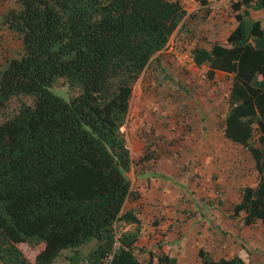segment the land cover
I'll use <instances>...</instances> for the list:
<instances>
[{"label": "trees", "instance_id": "trees-1", "mask_svg": "<svg viewBox=\"0 0 264 264\" xmlns=\"http://www.w3.org/2000/svg\"><path fill=\"white\" fill-rule=\"evenodd\" d=\"M263 7L264 0L231 3L236 26L209 49L191 50L207 75L232 74L222 132L248 150L255 168L232 216L238 228L258 220L262 230L264 29L247 11ZM184 15L179 0H7L1 23L20 51L0 67V264H51L63 249L89 241H103L102 252L86 254L99 259L116 227L137 223L122 210L136 195L120 127L135 81ZM61 77L76 89L68 100L49 89ZM252 124L260 147L249 143ZM134 241L122 233L111 264H175L153 253L140 263ZM27 245L33 262L20 251ZM198 254L202 264H254L243 246L229 259Z\"/></svg>", "mask_w": 264, "mask_h": 264}, {"label": "crops", "instance_id": "crops-1", "mask_svg": "<svg viewBox=\"0 0 264 264\" xmlns=\"http://www.w3.org/2000/svg\"><path fill=\"white\" fill-rule=\"evenodd\" d=\"M202 2L204 1L193 0V4H200ZM263 9L264 7L257 10L249 9L247 11V18L258 20L253 16V13ZM259 23L262 27L260 21ZM262 28L264 29V27ZM206 69H208L207 66ZM212 73L218 76L216 82L219 85L224 83V80L219 79L223 74L230 75V79L232 80V74L230 73L219 70H213ZM230 85L231 83L226 85L227 89L223 93V96L227 97V100ZM211 99L212 97L209 95L194 96L185 100L177 99L178 103L173 104V100H169V97L160 99L149 98L140 94L134 98L132 96L129 97L128 116L120 127V131L132 159L125 176L129 181L130 190L134 191L136 196L125 200L122 210H131L138 221L137 223L122 224L117 230L120 236L122 233H130L135 236L131 251L140 263L147 262L149 259L148 253H153L155 255L167 254L169 257L175 259V264H202L198 254L199 248L203 250L205 259L217 260L219 258L229 259L243 246L248 251L249 261L254 264H261L254 254L255 251H257L260 257L264 254V230H262L258 220H256L259 222L257 227H252L251 223L238 228L235 225V219L237 218L235 217L232 221L227 220L229 218L223 217L219 209L220 205L215 204V210L209 206L210 211L206 208L205 219L209 218L210 221H206L209 223L215 221L216 224L218 222L228 224L220 229V232H218L220 236L211 233L209 230L210 226L206 224H202L203 230L200 232L194 231V234H190L191 228L186 222L185 226H179V230L177 232L174 231L175 217L183 215L179 207L178 209L169 208L168 212L161 208L164 198L160 194L162 192V190L160 191L162 188L160 184L163 181L165 183H169V181L166 179L161 180L160 176H171L172 169L182 171L186 167L188 168L191 158L196 156L200 149L210 148L211 143L216 146H220V144L226 145L225 142L228 139L224 135L223 139L221 138V133L223 134L222 126L216 128L213 126L215 124L214 120L211 123L209 121L211 117L216 119L217 111L215 108L220 101V99ZM227 104L229 105V100L226 101V111L228 109ZM184 108L187 109V113L185 114V119H182L183 115L180 113ZM186 122L190 124L189 131H185L184 128ZM181 129H184V133L179 132ZM204 140L206 142L205 148L204 143L200 142H204ZM197 151L198 153H196ZM242 151L244 152L242 156L234 154V160L232 159V155H230L231 160H228V155L225 156L223 162L222 160H217V163L216 161L213 163L219 167L222 163L235 161V164L238 165L235 171V180L240 183H243V172H246V169L252 166V158L248 150L244 147ZM201 152L204 154V151ZM198 158L195 164L196 169L202 174L207 169L206 187L212 190L214 195H223L222 200L227 201L239 197L242 188L236 194V188L231 185V181L227 182L225 176L216 179L214 173L210 172L209 156L206 157V162L203 156ZM211 166L214 167L213 165ZM215 170H217L216 167ZM228 175L231 174L228 173ZM191 177H194L193 172L191 174H184V179L191 181ZM219 180L221 184H219ZM224 183L226 184L225 190L221 187ZM218 213L220 214L219 216ZM208 230L209 233H206ZM227 231L230 232L227 233ZM186 233H189V236L193 238L194 243L192 245L186 239ZM93 243V241H89L87 244L84 245L83 243L74 249L78 250L79 254L91 255ZM262 259L264 260V258Z\"/></svg>", "mask_w": 264, "mask_h": 264}, {"label": "rangeland", "instance_id": "rangeland-1", "mask_svg": "<svg viewBox=\"0 0 264 264\" xmlns=\"http://www.w3.org/2000/svg\"><path fill=\"white\" fill-rule=\"evenodd\" d=\"M179 1L185 10V15L168 38L164 48L152 56L146 69L135 81L130 96L134 98L136 95L140 94L149 98L160 99L169 97V100H173V104H177V99L185 100L194 96L209 95L212 97L211 100H213V98L215 100L220 99L215 108L217 111V117L216 119L211 117V120L209 121L211 123V121L214 120L213 122L215 124L213 126L216 128L223 127V115L226 111V101H228L227 97L223 96V93L225 89H227L226 85L231 83V76L223 74L219 79L224 80V83L219 85V83L216 82V79L218 78L217 75L215 76L211 72V75L209 76L200 70L206 68V63L201 64V66L194 65L191 58V50L194 47L209 49L213 42L221 41L226 37V35L237 24L234 17L235 12L231 8V3L238 0H203L204 2L200 4H193V0ZM6 7L7 0H0V67L5 65L6 59L18 54L20 51V42L16 34L7 29L5 25L1 23V16L6 10ZM253 16H255L261 22L262 27H264V9L253 13ZM49 89L53 93L61 96L64 100H68L76 94V89L69 87L62 77L55 79V81L49 86ZM186 111L187 109L185 108L181 111L180 114L183 115L182 119H185ZM127 116L128 115H126V117ZM204 121L206 120L204 119ZM217 123L219 124L217 125ZM252 126L253 131L249 143L253 146L260 147V143L257 140L258 132L256 131L255 125L252 124ZM184 128L185 131H189V122L185 123ZM179 132L184 133V129L179 130ZM223 137L224 136L221 133V138L223 139ZM200 142L204 143L205 148V140L204 142ZM225 143L226 145L220 144V146L211 143L210 148H205L204 150L200 149L199 153L198 151L196 152L198 154L191 158L188 168L186 167V169H183L182 171L172 169L171 176H160L161 180L166 179L169 181V183L163 181L160 184L162 187L160 189V191L162 190L160 194L162 195L161 197L164 198V200H162L161 208L168 212L169 208L178 209L179 207V209L182 210L181 213H183V215L175 217L176 223L174 231L177 232L179 226H185L188 224L191 228L190 234H194V231L200 232L203 230L202 224H206L210 226L209 230L211 233L218 234L220 229L228 224L222 222L216 224L215 221H212L210 222L211 226L209 222H206L210 221V219H205L207 212L206 208L209 206L215 210V204L220 205V208H217L221 210L224 218H229L227 219L229 221L235 219V217H232L231 209L234 202L236 203L239 197L227 201L222 200L223 195H214L213 191L206 187L207 182L205 180L207 179V169H205L204 174H202L195 166L198 157L203 156L206 162V157L209 156L210 172L214 173L216 179L225 176L227 182H232L231 185L236 188V194H238L239 190L243 187V184H249L255 175L253 160L252 166L248 167L246 172H243V183L236 181L235 171L238 165L235 164V161H229V163L225 164L222 163L223 165L220 164L219 167L213 164L215 161L217 163V160H222L223 162L225 156L228 155V160H231L230 155H232V159L234 160V154H237V156H242L244 154L242 151L244 147L242 145L233 143L230 140H227ZM201 151H204V154H202ZM215 167L217 170H215ZM192 172L194 173V177H191V181H189V179H184V174H191ZM228 173L231 175H228ZM219 184H221L220 180ZM221 187L225 190L226 184L224 183ZM207 210L210 211L209 208ZM219 215L220 214L218 213V216ZM258 224L259 222L255 221L251 225L252 227H257ZM209 230L206 233H209ZM229 232L230 231H227V233ZM185 236L186 239L190 241V245H192L194 243L193 238L189 236V233H186ZM104 248L105 245L103 241H99L93 243L91 250L96 249V251L102 252ZM20 249L24 258L29 262H33L34 250L30 245L24 246ZM254 254L257 259H259V262L264 264V260L262 259L264 258V254L261 257L257 251H255ZM82 257L94 258L86 254H79L78 250L75 249H63L51 264H77Z\"/></svg>", "mask_w": 264, "mask_h": 264}, {"label": "built area", "instance_id": "built-area-1", "mask_svg": "<svg viewBox=\"0 0 264 264\" xmlns=\"http://www.w3.org/2000/svg\"><path fill=\"white\" fill-rule=\"evenodd\" d=\"M120 234L118 233L117 227L113 230L111 240L107 249L104 251L103 255L99 259H90L87 257H82L79 259L77 264H111L118 248L120 247Z\"/></svg>", "mask_w": 264, "mask_h": 264}]
</instances>
